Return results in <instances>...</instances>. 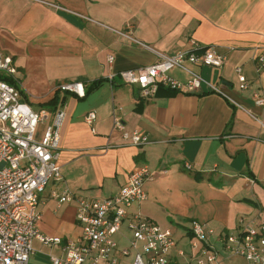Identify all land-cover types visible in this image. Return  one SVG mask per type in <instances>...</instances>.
Segmentation results:
<instances>
[{"label": "crops", "instance_id": "1", "mask_svg": "<svg viewBox=\"0 0 264 264\" xmlns=\"http://www.w3.org/2000/svg\"><path fill=\"white\" fill-rule=\"evenodd\" d=\"M193 39L227 55L222 67L186 62L203 77L196 92L162 86L145 97L119 74L153 63L159 54L190 49ZM257 46H264V0H0V51L14 58L23 98L51 116L66 112L59 142L64 179L49 181L41 192V230L79 239L76 202L60 205L53 191L68 186L112 195L132 170L148 163L155 173L144 182L148 196L130 210L172 230V264H184L198 251L193 220L213 229L211 241L220 248L215 264H253L225 250L221 236L239 231L240 220L254 226L264 221V103L256 101L264 97V68H257ZM239 65L249 82L245 89ZM169 72L182 81L192 76L182 66ZM101 77L84 97L60 88L68 81L86 88ZM211 84L226 95L211 91ZM59 89L55 109L50 102ZM91 109L98 114L96 131L85 120ZM116 116L149 141L127 142L115 128ZM44 128L41 123L39 135ZM131 236L125 220L116 234L119 248ZM63 253L62 245L36 239L29 264H52L51 254ZM135 254L118 250L119 262L132 264Z\"/></svg>", "mask_w": 264, "mask_h": 264}, {"label": "built area", "instance_id": "2", "mask_svg": "<svg viewBox=\"0 0 264 264\" xmlns=\"http://www.w3.org/2000/svg\"><path fill=\"white\" fill-rule=\"evenodd\" d=\"M129 36L139 41L136 36ZM192 43L190 49L159 54L153 63L121 70L119 74L125 82L137 85L138 93L145 97L155 95L162 86L196 92L202 87L203 77L189 69L186 62L222 67L227 55L216 44L203 46L196 39ZM113 57L110 55L109 59ZM255 60L259 70L264 68V46H257ZM175 66L187 68L192 76L186 81L173 77L169 71ZM16 70L13 56L0 51V74L15 77ZM236 70L240 88H247L249 82L242 66H237ZM210 87L211 91L226 95L219 85L211 84ZM60 88L79 96L86 93L82 81L64 82ZM256 101L263 104L264 97L257 96ZM65 116L64 109L56 110L52 116L47 108L35 110L13 82L0 76V264H29L36 239L62 245V255L51 254L52 264H121L118 250L129 255L131 249L136 250L132 264H172V252L177 247L172 230L163 228L141 212L130 210L134 202L148 196L144 182L155 175L148 163L132 170L120 190L112 195L91 196L68 186L53 191L60 205L76 202V217L82 225L79 239H64L41 230V192L49 181L64 179L59 163V142ZM97 116L95 109L85 114L93 131H96ZM41 123H45V128L39 135ZM115 128L130 144L149 141L147 133L127 129L117 116ZM186 167L192 165L186 162ZM125 220L132 236L129 245L119 248L116 234ZM240 222L239 231L221 236L225 250L242 255L253 264H264V221L257 226ZM190 228L196 238L193 247L198 251L184 264H215L220 248L211 241L213 229L199 220H193ZM179 253L184 255L185 251Z\"/></svg>", "mask_w": 264, "mask_h": 264}, {"label": "trees", "instance_id": "3", "mask_svg": "<svg viewBox=\"0 0 264 264\" xmlns=\"http://www.w3.org/2000/svg\"><path fill=\"white\" fill-rule=\"evenodd\" d=\"M0 76L1 77H5V78H7L8 80H10L11 82H13L20 90H21V92L23 93V95L26 97V94H25V91H24V89H22L21 88V86H20V84L18 83V81H17V79L15 78V77H11V76H3L2 74H0ZM104 80V77H101V78H98V79H96V80H93V81H91V82H89L88 84H87V87H86V93H85V95L84 96H86L87 94H88V92L92 89V88H95L96 86H98L99 84H101L102 83V81ZM161 89V88H160ZM61 90L59 89L58 90V94L56 95V97L50 102V103H53L54 104V106H55V109L57 108V106H58V96H59V92H60ZM65 92H71V93H73V94H75L73 91H70V90H64ZM84 96H81V97H84ZM64 100V97H63V99H61L60 101H63ZM48 104L49 103H46L45 105H47L48 106Z\"/></svg>", "mask_w": 264, "mask_h": 264}]
</instances>
